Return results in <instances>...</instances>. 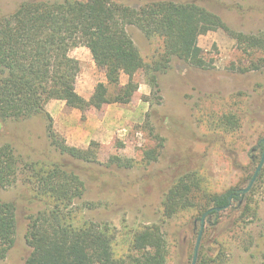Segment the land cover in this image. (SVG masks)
I'll list each match as a JSON object with an SVG mask.
<instances>
[{
	"label": "trees",
	"instance_id": "trees-1",
	"mask_svg": "<svg viewBox=\"0 0 264 264\" xmlns=\"http://www.w3.org/2000/svg\"><path fill=\"white\" fill-rule=\"evenodd\" d=\"M130 26L158 41V54L150 62L129 34ZM218 30L228 33L245 53H260L259 64L253 65L264 70V31L257 35L234 32L217 14L195 3L157 1L135 7L113 0L27 1L1 21L0 120L43 116L57 154L50 161L26 162L12 144L0 143V190L15 186L23 176L33 201L40 205L39 211L29 216L26 239L32 252L25 264L168 263L171 247L161 225L130 229L123 235L115 226L87 216L94 207L84 201L86 183L79 163L97 162L98 143H91L87 149L68 145L55 131L45 104L58 100L74 109H101L111 102L128 104L139 90L136 74L144 72L148 84L160 90L159 74L170 68L173 59L197 69H212L213 63L205 58L198 38ZM80 44L90 49L107 80L106 85L97 86L90 101L78 94L75 86L81 64L70 52ZM123 75L128 76L126 84L121 82ZM216 114L211 110V128L206 124L211 142L227 148V136L241 128L240 121L232 114L217 119ZM260 147L264 151L262 141ZM160 155L161 151L149 150L145 161L150 164ZM111 163L120 169L133 167L120 158ZM201 169L187 168L173 178L162 201L161 218L165 222L187 213L198 212L202 217L208 213L206 219H217L211 226L213 232L221 224L218 219L237 204L241 213L234 229L215 237L217 255L205 256L201 263L220 264L234 245L246 252L252 248L243 241V232L252 224L247 220L257 217L259 205L254 194L264 172L247 193L240 185L209 193L203 189ZM17 211L14 202L0 200V261L15 244Z\"/></svg>",
	"mask_w": 264,
	"mask_h": 264
},
{
	"label": "rangeland",
	"instance_id": "rangeland-1",
	"mask_svg": "<svg viewBox=\"0 0 264 264\" xmlns=\"http://www.w3.org/2000/svg\"><path fill=\"white\" fill-rule=\"evenodd\" d=\"M27 1L67 0H0V23ZM113 1L135 7L157 1L195 3L217 14L234 32L257 35L264 31V0ZM128 31L150 62L158 54V41L147 38L136 27L130 26ZM198 45L214 68L201 70L173 59L170 68L159 74L160 90L153 89L140 71L135 76L139 90L128 104L111 102L101 109H74L58 100L45 104L55 131L68 145L87 149L91 143H98L97 162L79 163V173L86 183L84 201L94 207L87 216L115 226L123 235L130 229L161 225L171 247L167 264H193L203 218L195 212L162 221V201L173 178L187 168L202 167L199 175L204 191L222 192L232 185L246 189L263 156L264 70L253 65L259 64L261 54L245 53L223 30L200 36ZM70 55L81 64L76 91L90 101L97 86L107 84L105 72L97 67L85 44L73 48ZM121 82L126 84L128 76L123 75ZM211 110L217 113V119L232 114L240 121L241 128L227 136V148L211 142ZM0 143L12 144L26 162L57 158L43 116L0 120ZM149 150L161 151L159 159L150 164L145 161ZM114 158L129 161L133 167L111 165ZM259 181L254 194L258 214L255 220H247L252 224L243 232V241L252 248L246 252L234 245L220 264H264V179ZM0 200L14 202L18 208L15 244L0 264H25L32 252L26 239L29 216L37 213L40 205L33 201L23 176L15 186L0 190ZM240 213L234 204L218 219L221 224L213 232L211 226L217 219H206L196 264H201L205 256L215 258V237L234 229Z\"/></svg>",
	"mask_w": 264,
	"mask_h": 264
},
{
	"label": "water",
	"instance_id": "water-1",
	"mask_svg": "<svg viewBox=\"0 0 264 264\" xmlns=\"http://www.w3.org/2000/svg\"><path fill=\"white\" fill-rule=\"evenodd\" d=\"M263 144H264V139H263ZM264 166V151H263V156H262V159H261V162H260V165L258 166L254 176H253V179L250 183V185L244 189V192L247 193L251 187L253 186V184L255 183L259 173L261 172L262 168ZM208 213H206L203 218H202V225H201V231L199 233V237H198V240H197V244H196V247H195V255H194V260H193V264H196L197 263V258H198V252H199V248H200V244H201V240H202V236H203V231H204V228H205V221H206V217H207Z\"/></svg>",
	"mask_w": 264,
	"mask_h": 264
},
{
	"label": "flooded vegetation",
	"instance_id": "flooded-vegetation-1",
	"mask_svg": "<svg viewBox=\"0 0 264 264\" xmlns=\"http://www.w3.org/2000/svg\"><path fill=\"white\" fill-rule=\"evenodd\" d=\"M263 142V141H262Z\"/></svg>",
	"mask_w": 264,
	"mask_h": 264
}]
</instances>
